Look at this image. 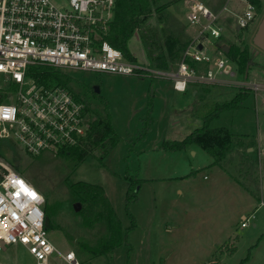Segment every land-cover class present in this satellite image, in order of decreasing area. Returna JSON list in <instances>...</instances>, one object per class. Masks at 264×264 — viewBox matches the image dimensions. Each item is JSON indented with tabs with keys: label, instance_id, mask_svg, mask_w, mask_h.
Wrapping results in <instances>:
<instances>
[{
	"label": "rangeland",
	"instance_id": "374dc122",
	"mask_svg": "<svg viewBox=\"0 0 264 264\" xmlns=\"http://www.w3.org/2000/svg\"><path fill=\"white\" fill-rule=\"evenodd\" d=\"M197 1L214 11L224 5L231 10L220 18L225 37L219 42L249 47L253 55L246 85L201 83L179 92L169 78L140 72L70 70L68 84L88 100L91 116L101 114L103 99L108 102L111 125L121 140L105 154L101 146L95 147L81 162L47 150L31 155L10 139L0 142V162L14 168L43 195V209L49 212V239L61 251L72 249L81 264H264V52L252 43L255 26L264 15V0L256 19L239 32L234 21L243 0ZM184 2L155 0L152 16L129 43L136 62L151 67L164 50L171 57V69L176 67L182 52L179 46L196 34V28L186 22ZM231 79L242 77L237 74ZM92 84L100 87L96 95L90 91ZM150 88L153 120L144 131ZM245 88L249 91L243 101L210 122L212 127H228L233 134L235 145L223 168L213 164L211 156L197 145L174 151L163 148V141L180 140L202 125L200 117L190 114L192 110L202 104L227 102ZM237 139L243 146H237ZM240 150L250 153L248 159L239 157ZM126 170L140 180L137 199L129 206L135 224L127 234L129 245L97 254L95 248L107 237L105 221L96 216L101 207L87 206L71 185L82 181L102 186L126 229L131 225L125 209ZM242 217L248 218L246 227H241ZM53 260V264H63ZM31 261L18 243L0 251L3 264Z\"/></svg>",
	"mask_w": 264,
	"mask_h": 264
},
{
	"label": "built area",
	"instance_id": "2783aa9c",
	"mask_svg": "<svg viewBox=\"0 0 264 264\" xmlns=\"http://www.w3.org/2000/svg\"><path fill=\"white\" fill-rule=\"evenodd\" d=\"M243 2L235 13L236 32L257 17L255 6ZM184 3L186 22L196 28V34L176 67L162 70L128 60L102 39L114 16L115 0H0V142L13 140L31 155L45 150L61 154L87 138L84 97L77 96L69 84L36 81L27 72L32 65L50 66L68 75L70 70L140 72L169 78L179 92L201 83L246 85L231 79L237 75L236 65L219 42L224 36L220 18L228 6L214 11L197 0ZM43 203L34 185L0 162V251L18 243L32 258L26 264H53V258L63 264H81L72 249L61 251L49 239ZM250 216L254 218L253 213ZM247 221L243 217L241 227Z\"/></svg>",
	"mask_w": 264,
	"mask_h": 264
},
{
	"label": "trees",
	"instance_id": "16d2710c",
	"mask_svg": "<svg viewBox=\"0 0 264 264\" xmlns=\"http://www.w3.org/2000/svg\"><path fill=\"white\" fill-rule=\"evenodd\" d=\"M251 2L256 11H260L262 3L261 0H248ZM155 0H115L114 16L112 21L109 23L106 35H103L111 46L119 49L122 54L131 61H136L129 48V42L135 31L140 25L153 14V3ZM187 43L181 44L179 47L180 51L185 48ZM225 55L234 61L236 65V72L242 77L243 81H246L248 71L252 62V52H250L247 45L238 46L236 44H229L228 50ZM153 67L162 70H170L172 67V61L170 55H166L165 51L162 50L153 60ZM28 74L33 77L36 81L41 83L60 82L62 84H68L72 81L71 76L68 74L58 71L50 66L46 65H32L28 68ZM152 77V76H150ZM75 81V80H74ZM215 84V83H213ZM151 89V88H150ZM90 91L96 95V92L90 87ZM249 89H243L242 92L236 93L233 98L224 103H211L202 104V106L191 111V114L202 119V125L195 128L184 138L180 140H165L162 142V146L169 150H182L189 145H197L204 149L212 158V163L224 166V159L233 150V134L228 127L218 126L212 127L210 122L219 117L220 113L231 108H234L236 103L243 101L248 94ZM77 96L80 94L76 93ZM147 115L145 117V128L144 131L150 127L152 123V100L153 92L152 89L149 91L147 99ZM86 102V110L89 113V131L87 138L83 141L80 146L66 148L61 151V154L66 155L71 159L82 161L83 157L86 156L90 150H93L97 146L103 148V152L108 153L116 143L121 140V136L117 134L115 129L111 125L110 112L108 110V102L103 99V110L97 117L91 116V109L89 107L88 100ZM93 115V114H92ZM93 117V118H91ZM237 146H243L244 142L239 139L236 141ZM245 149V148H244ZM239 157H246L242 150L239 151ZM125 180L127 183V189L125 192V209L128 217L131 220V225L123 229L122 224L118 216L116 215L110 201L104 196L103 187L97 184L88 182L78 181L71 185L73 192H75L79 199L92 206L98 204L101 209L96 212L98 219H102L106 223L107 237L101 239L96 250L97 254H106L113 251L116 247L124 244L129 245L127 234L132 229L134 224V216L130 212L129 206L132 202L137 199V193L139 190L138 178L134 179L133 174H130L126 170ZM244 188L249 190L245 185L241 184ZM45 212V223L44 227L47 230L49 228V212L46 207ZM93 251V250H92ZM242 261V260H241ZM239 264H242L240 262Z\"/></svg>",
	"mask_w": 264,
	"mask_h": 264
},
{
	"label": "water",
	"instance_id": "95a60500",
	"mask_svg": "<svg viewBox=\"0 0 264 264\" xmlns=\"http://www.w3.org/2000/svg\"><path fill=\"white\" fill-rule=\"evenodd\" d=\"M252 43L255 47H257L259 50L264 52V15L260 19V21L257 25V28H256L255 32L253 33ZM197 47L201 48V45H198ZM222 49L224 50V52H227L228 46L223 45ZM92 88L94 89V91L96 93L100 92V87L98 84H92ZM73 206H74L75 210H78V208H79L78 203H75Z\"/></svg>",
	"mask_w": 264,
	"mask_h": 264
},
{
	"label": "crops",
	"instance_id": "0c3cea01",
	"mask_svg": "<svg viewBox=\"0 0 264 264\" xmlns=\"http://www.w3.org/2000/svg\"><path fill=\"white\" fill-rule=\"evenodd\" d=\"M243 5H244V2H243ZM256 28H257V25L255 26ZM255 32V31H254ZM253 32V33H254ZM130 43V42H129ZM195 89L193 90V92H192V95H194L195 94ZM191 114V113H190ZM225 168V167H224ZM244 188V187H243ZM244 189H246V188H244ZM247 190V189H246ZM247 191H249L250 192V190H247ZM252 195H253V193L252 192H250ZM243 218V217H242Z\"/></svg>",
	"mask_w": 264,
	"mask_h": 264
}]
</instances>
